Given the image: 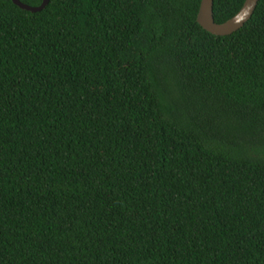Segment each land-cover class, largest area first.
Wrapping results in <instances>:
<instances>
[{"label": "trees", "instance_id": "trees-1", "mask_svg": "<svg viewBox=\"0 0 264 264\" xmlns=\"http://www.w3.org/2000/svg\"><path fill=\"white\" fill-rule=\"evenodd\" d=\"M198 4L0 0V264H264V0Z\"/></svg>", "mask_w": 264, "mask_h": 264}, {"label": "water", "instance_id": "water-1", "mask_svg": "<svg viewBox=\"0 0 264 264\" xmlns=\"http://www.w3.org/2000/svg\"><path fill=\"white\" fill-rule=\"evenodd\" d=\"M11 3L21 10L28 12H37L41 10L48 0H41L38 6L32 7L22 4L18 0H10ZM258 0H244L239 10L226 21L216 24L212 19V0H199L196 13V23L206 32L215 36H224L233 33L239 29L244 22L251 16Z\"/></svg>", "mask_w": 264, "mask_h": 264}]
</instances>
